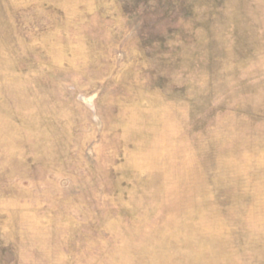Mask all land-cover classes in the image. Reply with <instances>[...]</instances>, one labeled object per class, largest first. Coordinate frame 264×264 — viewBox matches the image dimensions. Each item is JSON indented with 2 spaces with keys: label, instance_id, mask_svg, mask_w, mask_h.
Instances as JSON below:
<instances>
[{
  "label": "rangeland",
  "instance_id": "rangeland-1",
  "mask_svg": "<svg viewBox=\"0 0 264 264\" xmlns=\"http://www.w3.org/2000/svg\"><path fill=\"white\" fill-rule=\"evenodd\" d=\"M0 264H264V0H0Z\"/></svg>",
  "mask_w": 264,
  "mask_h": 264
}]
</instances>
